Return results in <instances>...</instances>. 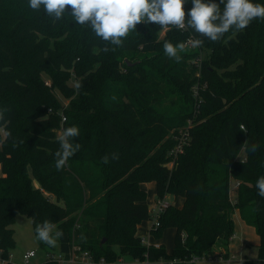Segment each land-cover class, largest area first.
I'll use <instances>...</instances> for the list:
<instances>
[{
  "label": "trees",
  "instance_id": "obj_1",
  "mask_svg": "<svg viewBox=\"0 0 264 264\" xmlns=\"http://www.w3.org/2000/svg\"><path fill=\"white\" fill-rule=\"evenodd\" d=\"M191 7L188 0L186 22ZM164 28L141 22L114 46L68 14L54 21L44 6L37 12L28 0H0V111L7 110L0 121L3 264H13L17 212L34 226L54 223L64 233L57 241L61 251L79 244L109 261L120 251L159 264L213 254L217 246L228 258L236 210L260 237L257 260L243 264H264V198L255 188L264 175V18L236 33L230 29L217 42L173 25L161 36ZM189 38H202L203 47L178 49L180 63L165 55V41ZM73 78L79 90L69 84ZM57 90L70 98L67 106ZM73 125L81 148L57 170V136ZM187 130V143L172 155ZM232 179L240 182L235 199ZM151 181L156 199L183 198L150 229L161 239L166 228H175L171 252L164 243L143 244L138 234L151 218L142 186Z\"/></svg>",
  "mask_w": 264,
  "mask_h": 264
},
{
  "label": "clouds",
  "instance_id": "obj_2",
  "mask_svg": "<svg viewBox=\"0 0 264 264\" xmlns=\"http://www.w3.org/2000/svg\"><path fill=\"white\" fill-rule=\"evenodd\" d=\"M187 2L188 0H28V7L38 12L44 6V11L54 21H59L63 15L68 14L80 26L90 27L105 44L114 46H122L121 38L127 36L130 30H136L141 22L165 28L173 25L177 30L192 29L209 41L217 42L230 29L236 33L247 28L255 18H264V5L255 4L251 0H191L192 7L187 13L186 22L184 5ZM220 5H223L222 10ZM189 43L193 48L203 47L204 40L193 38ZM163 47L169 59H174L177 63L182 61L183 57L178 49L182 51L184 43L173 45L170 41H165ZM102 51L107 52L109 48L104 47ZM81 86L77 81L75 89L79 90ZM112 99L115 100V97ZM6 111H0V121L5 119ZM240 128L246 132L242 125ZM8 135L11 136L10 133ZM79 136L80 129L76 125L63 129L57 136L59 148L54 153V167L57 170L62 169L69 158L80 150L81 145L74 143ZM257 150V144L250 146L251 152L255 153ZM118 158L116 153L112 154V159ZM102 159L105 164L109 162L108 155ZM255 188L257 195L264 198V175L257 178ZM35 232L37 239L50 247H55L64 235L49 220L36 224Z\"/></svg>",
  "mask_w": 264,
  "mask_h": 264
},
{
  "label": "built area",
  "instance_id": "obj_3",
  "mask_svg": "<svg viewBox=\"0 0 264 264\" xmlns=\"http://www.w3.org/2000/svg\"><path fill=\"white\" fill-rule=\"evenodd\" d=\"M185 21H186V15H185ZM168 27H166L163 30V33L166 31ZM184 30V29H183ZM192 38H189L187 42L185 43V46L190 47L191 44L189 41ZM49 83V82H47ZM66 117H63V120H65ZM244 128V126H243ZM189 131L187 130L181 138H179L178 143L175 145V147L171 150L172 155H176L179 151H181L184 147V144L187 143L189 139ZM240 184V182H237V186ZM171 204V201L168 199V197L156 199L154 204L150 206V214H151V227L150 229L154 228L157 229L160 226V217L163 214V212L169 207ZM233 238V237H232ZM142 243L149 246L151 245L146 241L144 238H142ZM156 246H159L158 244H155ZM37 255L36 250L31 249L25 252L24 254V264H31V260L33 257ZM46 259L56 262L58 264H123L120 259L117 261H109L105 257H97L91 250L84 248L82 245L74 244L73 247L69 252L61 251L60 249L57 250H47L46 251ZM211 257L208 254L203 255H192L190 258H173V259H160L158 261L159 264H176V263H185V264H196L200 259ZM245 261V260H244ZM242 262V264L244 263ZM6 260L0 257V264L5 263ZM148 260L139 261L138 264H147Z\"/></svg>",
  "mask_w": 264,
  "mask_h": 264
},
{
  "label": "rangeland",
  "instance_id": "obj_4",
  "mask_svg": "<svg viewBox=\"0 0 264 264\" xmlns=\"http://www.w3.org/2000/svg\"><path fill=\"white\" fill-rule=\"evenodd\" d=\"M165 29V28H164ZM163 29V30H164ZM165 33V32H164ZM163 31L161 33V36L164 35ZM189 51H194L196 48H193L192 46L188 47L186 46ZM198 48V47H197ZM206 51H202V54H205ZM125 60L131 64L132 62L130 59L125 58ZM133 64V63H132ZM49 81H46V83ZM70 85H75L76 80L73 78L69 81ZM58 98L61 100L63 104L66 106L70 102V98L64 96L59 90H57ZM61 134V133H60ZM244 153L240 154V157H243ZM148 192H154V189L148 190ZM170 201L174 202V198L172 195L167 196ZM154 199L150 198L151 206L154 204ZM14 228V235H15V246L11 250L10 259L13 264H24V254L28 250L34 249L36 250L37 255L32 258L31 264H41L46 260V251L47 250H57L59 248V243L57 242L55 247H50L49 245H42L40 243V240L37 239V234L35 232V226L32 221V219L21 212H17L15 216V221L13 224ZM174 229L173 228H166L164 231V239L166 242V246L170 248V245L174 239ZM247 254L249 257H253L255 255V250L257 249L256 246L251 240H247ZM220 246H217L215 249H217ZM120 257L118 259L121 260L123 264H138V259H136L132 254L130 253H121L119 251Z\"/></svg>",
  "mask_w": 264,
  "mask_h": 264
},
{
  "label": "crops",
  "instance_id": "obj_5",
  "mask_svg": "<svg viewBox=\"0 0 264 264\" xmlns=\"http://www.w3.org/2000/svg\"><path fill=\"white\" fill-rule=\"evenodd\" d=\"M142 186L148 191L152 188L154 189V192H148V203L151 206L150 198H153L156 201V183L154 181L147 182L142 184ZM237 187V181L235 179L231 180V197L232 199H235L236 197V191L235 188ZM154 201V202H155ZM173 202V201H171ZM177 206H182L183 204V198H178L177 201H174ZM235 233L233 235V238L230 241V244L228 246V258L222 257V254L225 253V248L218 247L215 249V252L213 254H208L211 257H206L203 259H200L196 264H242L244 260L250 259V260H257L258 258V246L260 237L255 229L254 226H251L247 224L240 215L239 210H236L235 215ZM151 221H143L138 226V234L144 238L148 243L150 244H158L164 243L166 245L164 234L161 239L155 238L151 232ZM176 232L175 228H173ZM174 232V236H175ZM247 240L253 241L252 244L256 246L255 255L253 257H249L247 254ZM174 245V239L170 245V248H167L168 252H171Z\"/></svg>",
  "mask_w": 264,
  "mask_h": 264
},
{
  "label": "water",
  "instance_id": "obj_6",
  "mask_svg": "<svg viewBox=\"0 0 264 264\" xmlns=\"http://www.w3.org/2000/svg\"><path fill=\"white\" fill-rule=\"evenodd\" d=\"M135 63V62H134Z\"/></svg>",
  "mask_w": 264,
  "mask_h": 264
}]
</instances>
